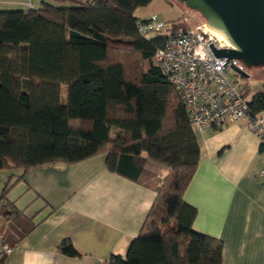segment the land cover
<instances>
[{
	"label": "trees",
	"instance_id": "1",
	"mask_svg": "<svg viewBox=\"0 0 264 264\" xmlns=\"http://www.w3.org/2000/svg\"><path fill=\"white\" fill-rule=\"evenodd\" d=\"M49 1L0 11V172H17L19 181L105 155L109 173L152 189L155 199L125 255L104 264H222V241L193 230L197 210L183 200L199 162L197 136L180 93L153 63L188 28L183 19L141 35L136 23L147 19L135 12L153 0ZM242 96L251 115L264 112V92ZM0 219L10 246L36 226L6 190ZM56 251L81 256L69 239Z\"/></svg>",
	"mask_w": 264,
	"mask_h": 264
},
{
	"label": "crops",
	"instance_id": "2",
	"mask_svg": "<svg viewBox=\"0 0 264 264\" xmlns=\"http://www.w3.org/2000/svg\"><path fill=\"white\" fill-rule=\"evenodd\" d=\"M40 2L0 0V6ZM250 73L264 81V66ZM245 80L240 88L264 92ZM194 132L200 157L183 195L197 210L193 230L222 241V264H264V148L245 120ZM11 175L0 172V196L6 190L36 226L0 264H104L112 254L124 256L155 199L152 189L109 173L105 155L31 170L19 181ZM65 239L80 257L57 253Z\"/></svg>",
	"mask_w": 264,
	"mask_h": 264
},
{
	"label": "built area",
	"instance_id": "3",
	"mask_svg": "<svg viewBox=\"0 0 264 264\" xmlns=\"http://www.w3.org/2000/svg\"><path fill=\"white\" fill-rule=\"evenodd\" d=\"M141 35L164 31L167 23L152 16L144 22L136 23ZM230 49L225 40H219L205 25L187 28L170 36L158 49L153 63L180 93L190 125L195 131L204 132L225 123L247 122L248 129L257 136L264 148V112L250 114L247 100L238 91L241 78L230 65L241 70L236 61L227 63L215 58L209 49ZM236 75L231 82L227 71ZM264 179V171L259 175ZM18 246L5 243L0 235V263L15 252Z\"/></svg>",
	"mask_w": 264,
	"mask_h": 264
},
{
	"label": "water",
	"instance_id": "4",
	"mask_svg": "<svg viewBox=\"0 0 264 264\" xmlns=\"http://www.w3.org/2000/svg\"><path fill=\"white\" fill-rule=\"evenodd\" d=\"M206 21V26L220 34L230 49L208 47L213 56L227 63L238 61L246 69L264 66V0H175ZM241 78L247 71L230 65Z\"/></svg>",
	"mask_w": 264,
	"mask_h": 264
},
{
	"label": "rangeland",
	"instance_id": "5",
	"mask_svg": "<svg viewBox=\"0 0 264 264\" xmlns=\"http://www.w3.org/2000/svg\"><path fill=\"white\" fill-rule=\"evenodd\" d=\"M31 0H26V3H29ZM41 1H47L49 0H41ZM83 1V0H78ZM169 4L165 3L163 0H153L150 4H148L146 7L140 8L136 11L135 16L141 20V18L149 19L152 16H156L157 19L163 23H168L171 21H175L179 18H182L186 27L194 29L195 27H198L199 25L205 24L206 21L203 19L201 15H199L195 11H191L188 8H186L184 5L178 4L175 0H166ZM39 6V5H38ZM29 9L28 6H0V11H15V10H25ZM159 10H163L159 11ZM236 64L242 68L243 70L247 72L253 71L255 69L254 67L251 69H246L241 62L236 61ZM252 74V73H250ZM227 77L231 82H235L236 75L232 71H227ZM251 81L245 80V83H248L249 85L254 86L253 88L255 90H264V81H255L252 80V78H249ZM243 82V79H241ZM239 92H244L243 88L238 87L237 88ZM245 91H248L247 88H245ZM63 97H65V88L62 90ZM1 223V219H0Z\"/></svg>",
	"mask_w": 264,
	"mask_h": 264
},
{
	"label": "bare ground",
	"instance_id": "6",
	"mask_svg": "<svg viewBox=\"0 0 264 264\" xmlns=\"http://www.w3.org/2000/svg\"><path fill=\"white\" fill-rule=\"evenodd\" d=\"M211 32L213 33V35H214L215 37H217V39H219V40H224V38H223L220 34L216 33V32L213 31V30H211Z\"/></svg>",
	"mask_w": 264,
	"mask_h": 264
}]
</instances>
